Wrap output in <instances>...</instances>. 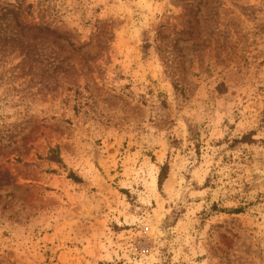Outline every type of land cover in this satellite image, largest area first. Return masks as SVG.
Returning a JSON list of instances; mask_svg holds the SVG:
<instances>
[{
  "label": "rangeland",
  "instance_id": "374dc122",
  "mask_svg": "<svg viewBox=\"0 0 264 264\" xmlns=\"http://www.w3.org/2000/svg\"><path fill=\"white\" fill-rule=\"evenodd\" d=\"M3 6L0 264H264V0Z\"/></svg>",
  "mask_w": 264,
  "mask_h": 264
},
{
  "label": "trees",
  "instance_id": "16d2710c",
  "mask_svg": "<svg viewBox=\"0 0 264 264\" xmlns=\"http://www.w3.org/2000/svg\"><path fill=\"white\" fill-rule=\"evenodd\" d=\"M13 10L12 8L9 9V8H6L5 6H3L2 8H0V17H4L6 16L8 13H11ZM3 24L5 26H3ZM2 26H0V36H3L5 37L6 36V28H7V25H9L7 22L3 23ZM22 30H23V27H22ZM52 31V30H51ZM9 33H12V34H15L14 32H12L11 30L9 31ZM27 47V45H26ZM55 58V57H53ZM47 159L48 160H51V161H54V162H61L60 158L58 157V150L57 148H53V147H50L48 149V154H47ZM161 180V178H160ZM235 211H239V210H235Z\"/></svg>",
  "mask_w": 264,
  "mask_h": 264
},
{
  "label": "built area",
  "instance_id": "2783aa9c",
  "mask_svg": "<svg viewBox=\"0 0 264 264\" xmlns=\"http://www.w3.org/2000/svg\"><path fill=\"white\" fill-rule=\"evenodd\" d=\"M144 229H145V230H147V229H148V227H147V226H145V227H144Z\"/></svg>",
  "mask_w": 264,
  "mask_h": 264
}]
</instances>
